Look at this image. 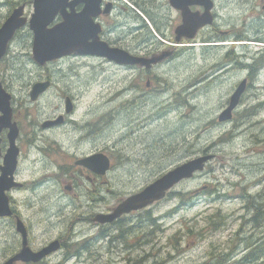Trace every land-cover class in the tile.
<instances>
[{
  "label": "rangeland",
  "instance_id": "rangeland-1",
  "mask_svg": "<svg viewBox=\"0 0 264 264\" xmlns=\"http://www.w3.org/2000/svg\"><path fill=\"white\" fill-rule=\"evenodd\" d=\"M21 1L0 0V26L11 4L21 5ZM28 1L23 13L30 17L33 6ZM119 1L126 5L123 13H117L122 21L125 18L132 26L143 22L149 30L131 35L125 29L126 43H140L148 34L161 42L162 36L140 9L129 0ZM218 2L220 25L199 30L193 40L181 43L191 48L182 51L181 72L161 71L148 91L142 73L99 59L78 55L39 65L32 57L33 33L28 26L8 43L0 78L12 95L13 121L19 128L18 177L24 183L14 193L13 207L26 220L34 217L30 224L38 242L65 232L70 217L85 211L84 188L74 191L76 196L63 195L61 180L70 171L69 151L96 148L110 155L112 165L103 179L102 193L111 207L176 164L211 149L200 154L212 155L204 169L171 190L190 195L189 202L166 196L149 207L156 222L152 232L150 226L137 224L133 233L121 234L124 244L116 241L113 248L104 241L86 248L74 245L58 251L50 264H264L260 246L264 213L258 225L252 219L255 205L264 206V66L251 74L242 101L227 121L220 122L218 115L229 102L225 99L232 86L246 79L245 72L201 78L215 70V62L232 45L246 43L239 49L249 57L264 51V0ZM131 11L141 21L136 22ZM245 19V31L252 36L251 28L256 27L261 41H204L220 31L242 30L239 23ZM215 42L222 44V54L200 46ZM46 80L50 81L47 91L32 100L33 84ZM66 97L73 111H66ZM60 115L68 118L65 123L42 127ZM70 199L73 202L68 205ZM50 222L56 227L49 229ZM9 223L0 218V257L11 250L5 243L14 238L12 230L4 229ZM77 228L84 231L86 226ZM128 234L137 241L133 248L123 246H128Z\"/></svg>",
  "mask_w": 264,
  "mask_h": 264
},
{
  "label": "flooded vegetation",
  "instance_id": "flooded-vegetation-1",
  "mask_svg": "<svg viewBox=\"0 0 264 264\" xmlns=\"http://www.w3.org/2000/svg\"><path fill=\"white\" fill-rule=\"evenodd\" d=\"M129 1L133 3L138 9H140V11L146 16V18L151 21L153 28H155L162 36L163 39H161V42L163 43L159 42V40L158 41L155 40L154 37L150 34L147 35V40H143L140 43L136 42L134 45L126 43L125 39H127L126 37L127 35L125 33L126 32L125 29L128 30L129 34L134 35L141 33L145 29L148 30V28L143 22L141 25L134 23L132 26L129 25V23L126 21L125 18L124 21H122V19H120V14L117 13L119 12L123 13L121 9L126 7V5L121 3L119 0H86L83 2L75 1V0H62V4L64 6L56 12L48 27L60 23L63 20V14L67 16L71 15L74 17H79L84 7L86 5L90 6L91 8L89 10H94L95 14L88 13V16L91 17L94 26L98 28L96 35L99 41L105 42L111 48H121L133 56L156 58L158 60L152 63L149 67L145 68L144 66H141L139 64H131V65L120 64L113 60H109L104 56H98L95 54H84L81 56L85 58L99 59L104 63L116 66L118 68L129 69L142 73L145 79L146 91H148V90H152L151 86L159 78L158 74L161 73V71L174 72V73L181 72V68H183V61L181 57L183 54L182 51H184L183 49H191L190 47H185V48L181 47V43L185 44L186 41L193 40L195 37L193 39H187L185 37H181L180 34L177 38V33L175 32V29L177 26H180L182 23L181 0H180V8L178 9L174 8L169 3V0H129ZM185 1H195V0H185ZM211 1L213 3V7L211 8L210 11L212 15V23L210 25L204 26L200 30L211 29L212 27L220 25L219 21L221 19V15L217 11V6L220 3L218 2V0H211ZM28 2H29L28 0L21 1V3L24 4L25 7L28 4ZM16 6H19V3L11 4V7H9L8 10V15L11 13L12 9ZM261 7L264 8V4H262ZM187 8L191 12H198V13H203L205 9L203 5L195 2H191L190 4H187ZM132 13L134 14V15L132 14V17H134L136 22L141 21L140 17L137 16L136 13L134 12ZM23 16L29 18V16L25 13H23ZM245 22L246 19L243 20V22L239 23L242 26V30L227 29L225 31H220L216 34H211V36H213L211 41H221V40L242 41V42H247L248 40H253L256 42L261 41V37H259L257 33L259 29H257L256 27L251 28L252 29L251 31H254V35L251 36L247 33V31H245V29H247ZM23 28H26V26H24ZM19 31L20 30H18L15 33L13 40L17 37V35H19ZM92 41H93L92 39L88 40V42H92ZM192 44L193 43H191L190 45ZM240 44H241L240 46L232 45L231 49L227 50V52H225V54L222 57H220L221 59L215 62L214 65L215 70L212 73H207L201 78H204L205 80H209L211 78L212 79L216 78V76L220 73H230L233 72L234 70L242 71L245 72L244 78H246L247 80V85H246V89H247L248 80L250 79V77L252 78V75L255 73V71L260 70L264 66V64L262 63V58L264 57V51L263 50L261 51L260 49L256 53H254L253 56L249 57L247 54H242L241 50L239 49L241 47H246L247 45H244L246 43H240ZM183 46H188V44ZM200 46H207L208 48H214V51H212L214 55H217L218 53L221 54L223 53L221 49L223 47L222 44H217V42L208 45L202 44ZM75 56L78 55L71 54L68 57H75ZM250 58L251 61H249ZM2 60L3 58L0 59V64ZM59 60H62V58L55 60L53 62H58ZM251 69H253V72H251L252 71ZM0 82L2 83L3 86V81L1 78H0ZM234 88H235V84L228 92L227 94L228 99H225V101H229V97L233 93ZM178 94L180 96V101H181V91ZM242 95L239 101H242ZM172 98L174 100L175 96H173ZM72 108H73V104L71 102L70 110L73 111ZM13 116H14V112L12 108V120H14ZM60 116L62 117V120L58 124L65 123L68 118H64L65 116L63 117L62 115ZM58 124H53L50 127L52 126L56 127ZM7 147H8L7 129H2L0 131V165L2 164L3 156L6 152ZM210 151L211 149H208L206 151L204 150L200 154L202 153L205 154V152L208 153ZM69 153L70 154H68V162L66 163V165L68 166V169H70V171L64 173L67 179L61 180L64 183L63 195L65 197L67 196L70 197V193H73V195L76 196L74 191L84 188V191L81 192V195L86 193L84 197H86L87 195V199L84 202L85 205L84 213L83 214L78 213L77 215L76 214L72 215L70 217V219L72 220L68 221V223L66 222V224H68V229L65 232L62 231L56 237H48L44 239V241L38 242L34 235L35 233H33L32 224H30V222H32L31 220H33L32 218L34 217H29L28 220H26L22 216V214L13 207L15 191H17L20 188L21 189L24 188V183L19 181L20 180V177H18L19 163L17 160V167L13 173V180L19 182L21 185L18 187H12L10 190L6 191V194L9 197L11 214L0 216V218H3V220L12 223V224L9 223L11 226H7V225L4 226V229H6L8 233L11 232L12 230L14 238L13 240H9V238L6 239V241L7 240L10 241V242L9 241L5 242L6 246L8 248H11V250H7L5 254L2 255V257H0V264H5L8 260H10V258L15 256L17 253L21 252L23 248H27L32 252V254H35L45 246H48L53 241L58 242V248L47 253L45 256L32 258L31 256L32 254L29 253V255L24 258L12 261L11 264H50L52 262V256L57 254V252L60 250L68 249L69 247H72L74 245L75 246L80 245L81 247L91 246L98 241H104L107 243L108 247L113 248L116 241H121L122 244H124L123 240L121 239V234L123 233L125 235V233H129V234L133 233L134 231L137 230L136 229L137 224H142V226L144 225L146 227L150 226L149 230L151 231L154 223V217H152L149 207H151V205L157 203L158 201L152 203L151 205L145 208L139 210H133L127 214H122L121 216L111 221H100L99 220L100 216H104L112 213L115 206L119 202H121L125 197L116 201L113 206L107 207L105 204V197H104L105 194L102 193V190H103V184L105 182L103 179L105 178V176H107L108 173L106 172L105 174H97L88 167H86L85 165H83L82 163H80V161L92 154L103 153L106 156H108L110 168H111L112 164H111L110 155L107 154L104 149H96V148L86 152L81 150H76V151H69ZM19 154H20V150H19ZM19 154H18V158H19ZM0 174H1V169H0ZM63 202H66L67 205L68 201H63ZM72 202L73 200L70 199L68 205H71ZM82 204L83 203L79 204L80 207H82ZM17 220H20L23 223L25 230L24 234L16 229ZM13 224H15V227L13 226ZM50 224L51 225H49L48 227L49 229L56 227L55 223L50 222ZM80 225H85L86 229H84L83 231L80 228H77ZM85 230L88 231L85 232ZM129 234H128V246L126 245L123 246L128 248H133V246L134 247L136 246L137 241L133 239V237L129 238ZM145 236H147V232L145 233ZM260 246L264 248L263 244H261Z\"/></svg>",
  "mask_w": 264,
  "mask_h": 264
},
{
  "label": "water",
  "instance_id": "water-1",
  "mask_svg": "<svg viewBox=\"0 0 264 264\" xmlns=\"http://www.w3.org/2000/svg\"><path fill=\"white\" fill-rule=\"evenodd\" d=\"M75 1L83 2L86 0ZM191 2L203 5L205 7L203 13L191 12L187 8V4ZM169 3L176 9L180 8V0H169ZM61 4L62 0H32L33 12L28 19L23 16V4L14 8L0 26V59L5 55L8 43L12 39L15 31L28 24L29 29L33 33L32 57L39 65L71 54H95L104 56L120 64H139L145 68L158 60L156 58L133 56L121 48H111L105 42L99 41L96 35L98 28L94 26L91 17L88 16V13H95L94 10H89L91 7L87 5L79 17L63 14V20L60 23L48 27L56 12L64 6ZM212 7L213 3L211 0H181L182 23L175 29L177 38L181 34V37L191 39L200 28L210 25L212 23V15L210 12ZM89 39L93 41L88 42ZM49 85V80L34 83L29 93L30 98L36 100L39 95L49 88ZM245 88L246 79H243L231 94L228 105L219 113L218 120L220 122L231 119L232 112L237 107ZM11 97L12 95L0 83V131L7 129L8 140V147L3 156L2 164L0 165V216L11 214L9 197L6 191L12 187L21 185L19 182L13 180V173L17 167L19 154V148L16 145L19 129L17 123L12 120ZM65 108L67 112L71 109V100L69 97L65 99ZM61 120V116L55 120H47L42 124V127L58 124ZM211 158V154L200 155L173 166L145 185L138 192L132 193L124 198L115 206L112 213L100 216V219H98L100 221H111L122 214L142 209L164 198L166 193L179 182L191 178L195 173L202 171L205 164ZM80 163L97 174H105L110 168L109 158L103 153L87 156ZM16 229L23 234L25 233L23 223L20 220L16 222ZM57 248V241L51 242L35 254H32L29 249L23 248L21 252L10 258L5 264H11L12 261L24 258L29 253L32 254V258L43 257Z\"/></svg>",
  "mask_w": 264,
  "mask_h": 264
},
{
  "label": "trees",
  "instance_id": "trees-1",
  "mask_svg": "<svg viewBox=\"0 0 264 264\" xmlns=\"http://www.w3.org/2000/svg\"><path fill=\"white\" fill-rule=\"evenodd\" d=\"M207 39H212L213 38V36H211V35H209V37H206ZM204 41H206V40H204ZM209 41V40H208ZM211 41V40H210ZM264 59V57L262 58V60ZM252 71L251 72H253V69H251ZM256 70V69H255ZM254 70V71H255ZM166 196L167 197H179L180 199H181V203L183 204V203H187V202H189V200H190V195H187V196H185V194H183V193H181V192H175V191H168L167 192V194H166ZM165 196V197H166ZM164 197V198H165ZM254 207V206H253ZM255 209H254V211H255V213H254V216H253V220H254V223H255V225H258V223H259V220H260V217H261V215H262V213H264V208H262V207H264V206H259V205H255ZM156 222H155V219H154V224H155ZM263 240H264V238H263ZM258 241H259V239H258ZM257 241V242H258ZM263 245H264V243H263ZM82 248H86L85 246H82Z\"/></svg>",
  "mask_w": 264,
  "mask_h": 264
},
{
  "label": "bare ground",
  "instance_id": "bare-ground-1",
  "mask_svg": "<svg viewBox=\"0 0 264 264\" xmlns=\"http://www.w3.org/2000/svg\"><path fill=\"white\" fill-rule=\"evenodd\" d=\"M241 133V132H240ZM251 161V160H250Z\"/></svg>",
  "mask_w": 264,
  "mask_h": 264
}]
</instances>
